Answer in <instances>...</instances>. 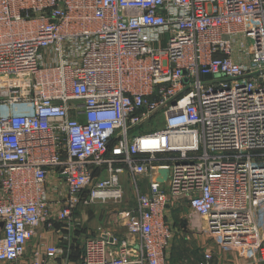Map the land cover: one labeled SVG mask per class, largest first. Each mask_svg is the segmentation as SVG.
<instances>
[{"label": "built area", "instance_id": "2783aa9c", "mask_svg": "<svg viewBox=\"0 0 264 264\" xmlns=\"http://www.w3.org/2000/svg\"><path fill=\"white\" fill-rule=\"evenodd\" d=\"M171 208L264 264V0H0V264H166Z\"/></svg>", "mask_w": 264, "mask_h": 264}, {"label": "rangeland", "instance_id": "374dc122", "mask_svg": "<svg viewBox=\"0 0 264 264\" xmlns=\"http://www.w3.org/2000/svg\"><path fill=\"white\" fill-rule=\"evenodd\" d=\"M132 206V197L131 193L128 191L126 196L124 197L121 204H112L108 203L105 205H95L90 207L89 209H81L75 214V218L81 221V225L76 228L74 232V236L76 239L72 241L73 250H79L82 241L86 237L93 236L95 231L101 229L102 231H114L116 232V236H120L122 233L120 228V223L116 222L113 218L112 212H117L118 214L121 213L122 209L128 208ZM85 236V237H84ZM84 237V238H83ZM122 238V236H120ZM200 241L204 242L205 248L211 249L214 254L215 262L214 264H249L248 262L244 261L237 253H221L218 249L215 248L213 242L206 237V235H200ZM182 240L178 241V244H181ZM179 257L177 259L184 260L186 256L183 252H179ZM185 261V260H184Z\"/></svg>", "mask_w": 264, "mask_h": 264}, {"label": "crops", "instance_id": "0c3cea01", "mask_svg": "<svg viewBox=\"0 0 264 264\" xmlns=\"http://www.w3.org/2000/svg\"><path fill=\"white\" fill-rule=\"evenodd\" d=\"M171 211L172 213L170 214V218L174 223L176 236L174 237L171 247L169 249L170 251L166 264H183L187 261H189L191 264H194L201 257L203 248H205L204 242L200 241V235L196 233H190L187 229L185 230L186 227L185 224L182 222L183 213L181 212V210H173L171 208ZM186 211L187 209L184 210L185 213ZM120 236L125 237L123 233ZM38 238V242H44L46 244H57L58 242V237L53 235L51 232L46 231L43 227L38 232ZM180 240H182V242L181 244H178L177 242ZM180 251L183 252V254L186 256V259H184L185 261L177 259L180 256Z\"/></svg>", "mask_w": 264, "mask_h": 264}, {"label": "trees", "instance_id": "16d2710c", "mask_svg": "<svg viewBox=\"0 0 264 264\" xmlns=\"http://www.w3.org/2000/svg\"><path fill=\"white\" fill-rule=\"evenodd\" d=\"M73 249H75V246H74V248ZM80 255V253H79V250H73V261L74 260H76L77 258H78V256Z\"/></svg>", "mask_w": 264, "mask_h": 264}, {"label": "water", "instance_id": "95a60500", "mask_svg": "<svg viewBox=\"0 0 264 264\" xmlns=\"http://www.w3.org/2000/svg\"><path fill=\"white\" fill-rule=\"evenodd\" d=\"M206 78L207 79H209L210 78V76H206ZM3 228V224L2 223H0V229H2Z\"/></svg>", "mask_w": 264, "mask_h": 264}]
</instances>
